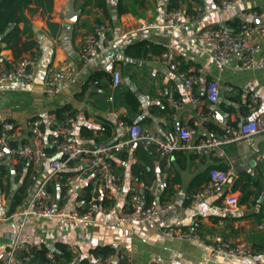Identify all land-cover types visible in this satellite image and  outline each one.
Here are the masks:
<instances>
[{
    "label": "crops",
    "instance_id": "1",
    "mask_svg": "<svg viewBox=\"0 0 264 264\" xmlns=\"http://www.w3.org/2000/svg\"><path fill=\"white\" fill-rule=\"evenodd\" d=\"M73 0L79 10L75 21L65 17L70 0H52L47 11L39 0H32L24 9L28 22H18L11 47L0 40V70L7 58L34 54L37 57L34 76L30 81H10L0 88V115L20 126L17 143L31 140L27 124L41 118L44 132L42 142L48 158L34 166L21 159L4 158L0 162V259L10 248L13 239L39 244L45 250L48 264H64L70 256L69 245L77 246L85 257L97 258L90 253L96 246L108 245L115 252L121 248L131 251V264H253L246 259L220 257L212 259L206 248L195 242H179L165 236L164 226L186 228L194 225L200 233H217L230 240H245L253 248L264 247V191L256 194L253 185L249 198L239 202L240 186L249 176L264 181V143L251 148L252 143L242 140L221 143L196 150H176L167 166L165 156L155 152L151 143L137 144L123 149L112 157L121 192L114 201L104 199L92 222L71 221L63 217L11 216L28 188L33 191L43 182L48 191L61 199L64 179L82 170L74 197L88 200L95 171L84 160L74 161L58 173L48 165L57 156L49 144L51 116L72 115L74 138L78 146H94L117 139V121L136 122L148 131L165 135L179 126L196 130L193 141L198 143L211 137L221 138L228 126L237 127L255 113L247 109L251 91L260 93L262 102L257 112H264V67L239 68V53L218 62L198 42V31L207 25L238 27L241 22L264 24V0H233L234 6L219 9L220 0H104L105 7L90 0ZM203 4L204 14L196 20L182 22L175 29L164 25V13L180 8L192 11ZM118 7L123 12H118ZM110 30L99 33L101 53L87 64L79 59L82 36L98 24ZM146 42L144 48L138 43ZM33 43L31 46H26ZM264 47V36L260 41ZM14 49V50H13ZM173 52L182 69L195 70L198 83L194 92L204 97L209 81H217L219 96L217 108L227 119L226 125L213 119L204 102L193 106L186 97V88L177 73L160 61V52ZM65 59L72 60L80 72L70 86L54 95L42 93L41 86L49 67ZM119 72L120 81L112 85V72ZM172 88L182 105L174 109L166 99ZM134 95L136 108L128 104L126 93ZM111 97V100H108ZM227 164L228 168L246 166L233 174V190L238 203L230 211L220 208L221 195L210 196L194 207H187L185 195L199 189L208 181L211 165ZM34 176V177H33ZM159 182L158 197L173 202V208L158 213L153 219L131 225L117 220V212L129 200L135 182ZM264 264V255L259 257ZM117 261V260H115Z\"/></svg>",
    "mask_w": 264,
    "mask_h": 264
},
{
    "label": "built area",
    "instance_id": "2",
    "mask_svg": "<svg viewBox=\"0 0 264 264\" xmlns=\"http://www.w3.org/2000/svg\"><path fill=\"white\" fill-rule=\"evenodd\" d=\"M234 6L233 0H220L216 5L219 9H229ZM203 4H196L192 11L180 8L168 9L164 13L163 22L168 28L175 29L182 22H190L199 19L205 12ZM110 30L105 24H98L91 32L82 36L79 49V59L82 64H87L101 53L99 33ZM264 36V24H247L241 22L237 29L229 26L207 25L198 31V42L206 49L210 56L224 62L235 52L239 53V68L255 69L264 67V47L260 41ZM160 61L167 68L177 73V76L185 85L187 100L195 107H199L205 101L210 116L221 124L226 125L227 119L217 108L219 86L217 81H209L205 89L204 97H199L194 92L198 83V74L195 70L180 69L179 61L172 51L164 49ZM6 66L0 70V88L10 81L21 79L30 81L35 72L37 57L34 54L19 57H10L5 61ZM80 70L69 59H65L48 68L42 81L41 91L47 96H54L66 90L78 76ZM119 72H112V85L119 84ZM166 99L174 109L182 105V100L175 97L173 89H168ZM111 100V97H108ZM262 102L260 93L251 91L248 95L247 109L255 114L241 122L237 127L228 126V133L221 138L211 137L207 140L194 143L196 130L192 126H179L160 135L154 131H148L136 122L117 121L119 135L111 142L99 143L94 146H78L74 138V117L66 115L51 116V136L49 144L53 147L57 156L48 160L52 173L64 171L69 162L84 160L87 167L95 171L91 181V194L88 200L77 201L74 197L77 184L82 177V170L67 175L64 179V191L61 199H57L47 190L45 183L40 184L35 190L29 188L21 201L17 204L11 216H19L25 219L27 216L38 217H63L71 221L92 222L101 208L102 201L109 199L114 201L121 192V184L112 163V157L131 143L137 140H146L151 143L155 152L165 156L167 166L170 164V156L176 150H196L200 152L204 148L221 143L242 140L252 143L254 137L264 134V112L258 113L257 108ZM43 121L41 118H33L27 124L31 131V140L26 143H17L20 126L14 121L0 115V162L10 157L21 159L37 166L47 160L48 152L45 149L42 138ZM34 177V176H33ZM208 181L199 189L187 193L185 201L187 207H194L210 196L221 195L220 208L224 212L230 211L238 203V195L233 190V173L231 168L209 169ZM159 182L156 179L150 181L139 180L134 183L130 197L126 205L117 212L119 222L138 225L153 219L158 213H165L173 208V202L158 197ZM162 232L165 236L179 242H195L203 245L210 258L218 259L240 258L253 264H263L260 256L264 255V247L253 248L245 240H230L217 233H200L194 225L186 228L177 226H164ZM42 249L39 244H32L13 239L10 248L0 259V264H27ZM70 256L64 264H114L115 260H122L124 264H131V251L121 248L114 254L98 256L97 258L85 257L75 245L68 246ZM149 264H159L151 259ZM170 264V263H161Z\"/></svg>",
    "mask_w": 264,
    "mask_h": 264
},
{
    "label": "trees",
    "instance_id": "3",
    "mask_svg": "<svg viewBox=\"0 0 264 264\" xmlns=\"http://www.w3.org/2000/svg\"><path fill=\"white\" fill-rule=\"evenodd\" d=\"M32 0H0V40L2 42H5V46L11 47L12 43H15L17 41V38L15 37L16 32L18 31L17 24L20 21H23L24 23H27L28 20L24 15V9L28 6L29 3H31ZM42 5H44L45 10H49L51 7L52 0H39ZM90 0H85L83 3V6L87 4ZM100 6L105 7L104 0H100L97 2ZM123 8L118 7V12H123ZM239 26V25H238ZM235 28V27H233ZM236 27L235 29H237ZM33 43H28L25 45V47L31 46ZM138 48H144L146 45V42L138 43ZM14 50V49H13ZM163 51V50H162ZM161 51V52H162ZM160 52V54H161ZM159 54V55H160ZM19 57V56H14ZM180 68V67H179ZM182 69V68H180ZM126 101L128 104H131L133 108H136L137 101L133 100L134 95L130 92L126 93L125 95ZM58 117H62L57 115ZM72 162H69L71 164ZM216 167L220 169H227V164H218V165H211L209 169ZM249 185H253L257 188L256 194L259 192L264 191V181H260L258 177H252L249 176L247 178V184H244L240 186L241 190V196L239 198V202H244L246 199L249 198L250 194H252V191L249 189H245V187ZM238 187V182H235L233 184V188ZM90 253L93 256H106L108 254H114L115 250L112 247H109L108 245H102V246H96L92 249H90ZM66 258H69L66 256ZM50 261L48 257L45 255V250L42 247L41 250L35 253V256L29 261L27 264H48ZM114 264H124L122 260H117Z\"/></svg>",
    "mask_w": 264,
    "mask_h": 264
},
{
    "label": "water",
    "instance_id": "4",
    "mask_svg": "<svg viewBox=\"0 0 264 264\" xmlns=\"http://www.w3.org/2000/svg\"><path fill=\"white\" fill-rule=\"evenodd\" d=\"M78 14H79V10L74 9L73 0H70V2L68 4V7H67V11L65 13V17L68 20L75 21L77 19V17H78ZM147 143L148 142L146 140H137V141H134L133 143H131V145L135 146L137 144H147ZM262 143H264V134L254 137L253 140H252V144H251V148L253 149L252 151L257 152L258 151L257 146L262 144ZM262 156L264 157V146L262 148ZM246 166L248 167V165H246ZM246 166L245 165L244 166H235L232 169V173L234 175H237Z\"/></svg>",
    "mask_w": 264,
    "mask_h": 264
}]
</instances>
